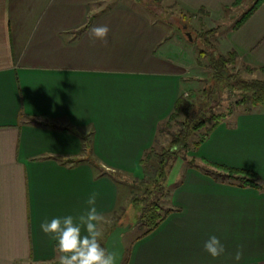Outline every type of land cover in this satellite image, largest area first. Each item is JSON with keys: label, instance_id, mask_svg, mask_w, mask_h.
Here are the masks:
<instances>
[{"label": "crops", "instance_id": "0c3cea01", "mask_svg": "<svg viewBox=\"0 0 264 264\" xmlns=\"http://www.w3.org/2000/svg\"><path fill=\"white\" fill-rule=\"evenodd\" d=\"M172 1L204 23L243 4ZM101 25L106 41L90 36ZM218 48L264 67V2ZM190 53L135 0H0V264H58L40 224L78 217L93 192L105 248L121 185L99 168L142 173L185 90ZM200 142L172 212L126 264H264V108L234 112ZM213 167L253 174L258 186L217 181L205 170ZM213 235L225 247L217 258L203 248Z\"/></svg>", "mask_w": 264, "mask_h": 264}, {"label": "rangeland", "instance_id": "374dc122", "mask_svg": "<svg viewBox=\"0 0 264 264\" xmlns=\"http://www.w3.org/2000/svg\"><path fill=\"white\" fill-rule=\"evenodd\" d=\"M117 1V0H113ZM242 8L237 10H225L226 16L224 20L219 22L209 21V23L201 22L199 19L204 17L200 12L198 14H190L183 10L176 2L172 0H160L158 5H155V13H149L151 17L156 20L157 23L163 25L166 29L170 30L172 35L179 36L184 45L188 46L191 59V67L189 68L188 75L185 82V90L182 93V99L186 107L193 105L197 109L198 105L201 104L204 107V113L208 119H212L213 116L223 117V120L229 117L230 112L243 111L252 109L250 105H238L241 100L242 94L234 89L228 87V81L231 76H237L243 79H263L264 73L260 69L249 70V64L243 63L237 59L234 63H231L226 68L223 79L215 78L214 71L210 67V56L218 57L222 54L218 48V39L227 32L234 28L245 16V14L257 3V0H242ZM215 32L211 35L209 41L214 46L212 50L210 47L204 44L202 34L206 32ZM187 34H190L192 41L189 40ZM211 55L209 57H202V52H207ZM224 54V55H228ZM204 56V55H203ZM252 67V66H251ZM259 68V67H255ZM213 91L214 102L208 104L204 103L203 91ZM218 101L220 105L218 106ZM191 108V107H190ZM185 110V109H183ZM186 120V113L180 112L176 119L167 121L166 124L169 128H163V133H159L158 140L154 145L156 156L162 155L171 144L172 135L178 133L180 125ZM215 124V119L209 121L205 128L195 132L189 140L188 150L181 152V156L188 159L192 158L194 147H198L199 142L205 137L208 130ZM197 144V145H195ZM155 156V157H156ZM150 160L146 167L143 166V171L138 177H130L122 179L121 194H120V207L118 208L117 215L110 218L106 222L107 227L111 230L112 227L121 223L124 225H132V228L123 236V242L126 248L125 257L122 264H126L131 247L139 240L143 230L138 225V220L142 215L141 209L146 202L137 203L143 201L146 196L149 197L150 202L159 201L160 206L164 209H169V200L172 190H174L180 183L179 179H182L188 169V164L183 159H178L174 162L169 175V185L166 188L169 191L166 195L162 194H145L146 188H152L149 186L151 181L156 176V170L159 165L156 158ZM190 158V159H191ZM100 171L104 170L99 168ZM179 177V178H178ZM178 178V179H177ZM146 182L147 184H139V182ZM177 181V182H176ZM174 182V183H173ZM156 190V189H155ZM137 197V198H136Z\"/></svg>", "mask_w": 264, "mask_h": 264}, {"label": "trees", "instance_id": "16d2710c", "mask_svg": "<svg viewBox=\"0 0 264 264\" xmlns=\"http://www.w3.org/2000/svg\"><path fill=\"white\" fill-rule=\"evenodd\" d=\"M138 3H140L146 11L149 13H155V5L160 6L159 1L160 0H135ZM241 2V1H240ZM239 1L237 2L238 5L240 3ZM264 2V0H257V3L252 7L244 16V18L237 23L234 26V29H237L243 25V23L254 13V11ZM236 3V5H237ZM215 32L209 31L206 32L205 34L201 35V38L203 37L204 39V44L210 47L212 50L214 49V46L212 43L209 41L211 35ZM204 55V56H203ZM211 54L207 52H202L201 56L202 57H209ZM238 55L235 52H230L228 55L220 54L218 57H211L209 59L210 62V67L214 71V77L223 79L221 76L222 74L225 73L226 68L228 67L229 64L234 63L238 59ZM249 70L251 71L252 69H260L264 73V67H251L249 66ZM228 82V87L234 90L239 91L242 94L241 100L238 102V105H250L253 110L254 108L257 107H263L264 108V78L263 79H243L239 78L237 76H231ZM214 92L205 90L203 91V97H204V103L202 104H210L214 102ZM218 106L220 105L218 101ZM184 101L182 97L179 98L174 113L170 116V118L167 120L172 121L177 118L178 114L182 111L186 113V120L184 123L180 125V129L178 133L172 135V140L171 144L167 148L166 151L162 153V155L156 156L154 148H152L150 151L145 153L144 160L142 166L146 167L147 163L156 158L155 160L157 161L159 168L155 171L156 176L155 178L151 181L149 186H153L152 188H146L145 194L149 193L150 196L156 191H158L156 194H162L166 195L169 191H167V187L169 185V175L172 166L174 165V162L178 159H183L186 160V158L181 156L182 151H186L189 148V140L191 136L206 127L207 123L211 121L212 119H215V124L208 130L206 136L209 135V133L223 121V117L219 116H213V118L210 120L207 118L206 114L204 113V107L199 104L197 109L193 107V105L188 106L185 108ZM191 107V108H190ZM185 109V110H183ZM229 114H233V112H230ZM166 121V122H167ZM163 123L160 126V131L159 133H163V128H169L167 124ZM204 139V138H203ZM201 142H199L200 145ZM197 145V144H195ZM198 145V146H199ZM197 148V147H196ZM190 165L193 167L196 166L193 161H190ZM206 173L214 178L217 181L221 182H227L231 181L234 182L240 186H258L257 179L253 174H250L245 171H238V170H232V169H227L223 167H213L211 169H205ZM102 172L107 175L112 177L116 182H119V184L122 186V177L109 173L106 170H102ZM139 184H147L146 182H139ZM156 189V190H155ZM165 190V191H164ZM137 198V197H136ZM149 197L146 196L143 201L138 202L136 199L137 203H143L146 202L147 205H144V207L141 209L142 215L140 219L138 220V225L139 227L143 230V233L140 238H143L149 234H151L153 231H155L160 224L165 220V218L172 212L171 209H164L160 206L159 201H154L150 202ZM117 215V212H116ZM120 225H124L121 223L115 224L112 229L110 230V233ZM109 233V235H110ZM108 235V236H109Z\"/></svg>", "mask_w": 264, "mask_h": 264}, {"label": "clouds", "instance_id": "9594fccd", "mask_svg": "<svg viewBox=\"0 0 264 264\" xmlns=\"http://www.w3.org/2000/svg\"><path fill=\"white\" fill-rule=\"evenodd\" d=\"M109 28L105 25L93 27L90 36L106 41ZM98 193H91L86 203L88 207L78 217L71 215L45 220L40 228L45 235L55 241L54 251L58 264H116V257L101 246L100 226L104 215L95 207ZM82 228L86 234L82 235ZM204 251L217 258L224 254L225 247L218 237L210 236L203 245ZM243 252L238 249L233 259L239 262Z\"/></svg>", "mask_w": 264, "mask_h": 264}, {"label": "water", "instance_id": "95a60500", "mask_svg": "<svg viewBox=\"0 0 264 264\" xmlns=\"http://www.w3.org/2000/svg\"><path fill=\"white\" fill-rule=\"evenodd\" d=\"M192 41L190 34H187ZM132 228V225L117 226L107 237L105 248L116 257V264H122L126 248L123 242V236Z\"/></svg>", "mask_w": 264, "mask_h": 264}]
</instances>
